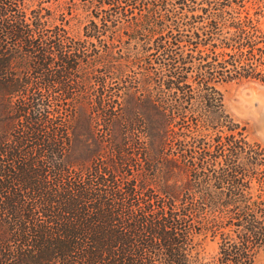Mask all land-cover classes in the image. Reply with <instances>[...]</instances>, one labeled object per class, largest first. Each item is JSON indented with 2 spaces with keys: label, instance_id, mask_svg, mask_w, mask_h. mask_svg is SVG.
<instances>
[{
  "label": "trees",
  "instance_id": "obj_1",
  "mask_svg": "<svg viewBox=\"0 0 264 264\" xmlns=\"http://www.w3.org/2000/svg\"><path fill=\"white\" fill-rule=\"evenodd\" d=\"M199 1L0 0V264H254L264 149L215 85L264 82V40L255 0Z\"/></svg>",
  "mask_w": 264,
  "mask_h": 264
},
{
  "label": "rangeland",
  "instance_id": "obj_2",
  "mask_svg": "<svg viewBox=\"0 0 264 264\" xmlns=\"http://www.w3.org/2000/svg\"><path fill=\"white\" fill-rule=\"evenodd\" d=\"M196 2H200L199 0H195ZM248 3V2H247ZM246 3V4H247ZM256 11L257 17V26L259 30L262 32V40H264V0H255L254 7L252 10ZM76 33V32H74ZM126 31L124 29L118 32V34H114L113 39H119L122 41L123 45L128 46V50L133 49V39H128L126 37ZM78 36L77 34H75ZM109 35V34H108ZM117 36V37H116ZM112 37H108L107 39H111ZM257 46H263L261 42L257 44ZM133 51V50H132ZM121 56H130L131 51H128L123 48H114L113 53ZM255 56L259 58V60L264 61V55H260L255 52ZM153 58V57H152ZM264 69V64L258 65L256 70ZM130 75H133V72L137 73L139 70L137 68L130 69L128 71ZM263 72V71H262ZM139 74V73H137ZM133 84H136L133 81ZM130 85H132L130 83ZM136 85V89H133L135 92V101H139V97H141L144 93H141V87ZM216 89L219 91L221 96V104L222 110L228 117L236 124L235 131L240 133L241 136L248 144H258L261 148L264 149V82L259 81L257 78H241L238 80L226 81V82H218L215 85ZM133 88V87H132ZM120 102L117 107V118L111 125L112 133L115 135H119L122 132H125L127 126L123 119L125 118L124 109L125 104L124 101ZM135 114V112H134ZM136 115V114H135ZM128 128L134 134L137 132V129ZM101 131V128L98 129ZM252 185L255 184L252 182ZM223 222L226 224L223 227ZM222 226L216 230V233L213 237L207 235L201 242V250L200 255L209 260L214 259L217 256L218 247L223 241L224 232H227L229 229L226 218L222 217ZM254 264H264V250L260 249L254 255Z\"/></svg>",
  "mask_w": 264,
  "mask_h": 264
}]
</instances>
